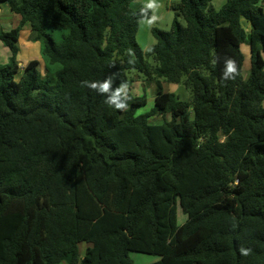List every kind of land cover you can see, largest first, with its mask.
Instances as JSON below:
<instances>
[{
  "label": "trees",
  "instance_id": "trees-1",
  "mask_svg": "<svg viewBox=\"0 0 264 264\" xmlns=\"http://www.w3.org/2000/svg\"><path fill=\"white\" fill-rule=\"evenodd\" d=\"M213 2L179 0L170 30L154 28L144 50L136 35L153 11L134 0H0L21 16L0 28L11 51L0 66V264H135L130 253L264 264V2ZM25 25L42 44L43 76L37 60L20 71ZM228 57L239 74L225 80ZM132 70L155 84L146 113ZM108 77L110 91L128 85L127 110L82 84Z\"/></svg>",
  "mask_w": 264,
  "mask_h": 264
},
{
  "label": "rangeland",
  "instance_id": "rangeland-1",
  "mask_svg": "<svg viewBox=\"0 0 264 264\" xmlns=\"http://www.w3.org/2000/svg\"><path fill=\"white\" fill-rule=\"evenodd\" d=\"M227 0H214L213 5L216 9H221ZM264 2V0H261ZM147 2V0H134L133 7L134 9H137L138 6H144V4ZM179 2V0H158V3L161 4V7L157 10V15L159 19L155 21L151 26L146 24V20H143L140 22V26L136 35V39L139 43V45L144 50H149L154 47L156 44V38L154 37L152 30L154 28H160L164 31L170 30L172 23L176 17V11L174 9V6ZM183 25H185V20L183 18H179ZM6 27L11 26V22H4ZM7 23V24H6ZM10 25V26H7ZM0 28H2V23H0ZM244 28L246 29V32H248V25L245 23ZM5 30V29H4ZM66 31L62 30H55L53 33V36L56 40V42H61L63 40V36L65 35ZM21 37V36H20ZM23 45L20 48L19 53L17 54V58L19 59H26L29 55H37L39 61H41V66L39 67V71L41 76H43L46 73L45 68L46 65L43 63L44 55L42 51V44L39 41H35V44H32V41L25 40V37L23 35L22 39ZM22 42V41H21ZM2 46V45H1ZM242 51L245 54V63L246 68L251 65V55H250V47L247 43H244L242 45ZM3 53V51H0V56ZM47 64V63H46ZM243 71V75L244 72ZM249 73V71H248ZM137 75H139L138 71L132 70L129 72V77H135L134 82L132 84L131 93L133 95L137 96H143L146 95L147 103L146 105L140 106L137 109L138 114L146 113L150 111L154 105H155V84L154 83H146V78H138ZM247 76V74L245 75ZM16 79H20V74L15 76ZM176 86H180L178 89ZM164 88L168 91H172L171 89L175 88V92L177 93V98L187 100L189 101L190 95L188 90L184 85H179L176 83H164ZM163 120L162 118L151 120V122L155 123H161ZM187 218V215L183 213L181 208H179V216L178 220L179 223L182 224L185 222ZM86 248V244H82L81 251L84 252ZM131 259L135 262V264H152L159 260V256L152 255V254H143V253H130ZM65 264V263H64Z\"/></svg>",
  "mask_w": 264,
  "mask_h": 264
},
{
  "label": "clouds",
  "instance_id": "clouds-1",
  "mask_svg": "<svg viewBox=\"0 0 264 264\" xmlns=\"http://www.w3.org/2000/svg\"><path fill=\"white\" fill-rule=\"evenodd\" d=\"M161 7V4L158 3V0H147L144 6L141 8V13L147 16V12L149 9L153 11V14L147 18L146 24L151 26L155 21L159 19L157 10ZM239 74L238 67L236 61L228 57L225 59V69L223 71V79H235V77ZM113 83V77H108L104 81H83L82 84L87 86L88 88L95 90L101 94H108L107 95V103L114 106L118 110H127L128 108V101L131 99L129 95L128 85L120 84L115 90H111V85ZM251 249L241 248L240 252L242 255H248Z\"/></svg>",
  "mask_w": 264,
  "mask_h": 264
},
{
  "label": "crops",
  "instance_id": "crops-1",
  "mask_svg": "<svg viewBox=\"0 0 264 264\" xmlns=\"http://www.w3.org/2000/svg\"><path fill=\"white\" fill-rule=\"evenodd\" d=\"M20 21H21V16L12 12L9 5L7 4H3L0 6V23H2V28L5 29V30H11L13 28H16L19 24H20ZM4 22H11V26L10 25H7V26H10V27H6L4 26L5 23ZM7 24V23H6ZM25 37V40L27 41H32L31 43L32 44H35V41H37L35 39V33L34 31L31 29V27L29 25H25L23 27V29L21 30L20 32V36H19V40H18V48H19V51H20V48L22 47V43H23V40L22 37ZM22 41V42H21ZM40 42V41H39ZM2 45V46H1ZM0 51H3V53L1 54L0 56V66H3V65H6L9 61H10V57H11V51L10 49L4 45V43L0 40ZM19 53V52H18ZM28 58L26 59H19V57L17 58V61L20 65V71L22 72L24 67L30 62V61H33V60H37L39 62V66H38V69L39 67L41 66V61H39L38 59V56L37 55H29L27 56ZM43 63H45L46 65V61L45 59H43ZM46 70V68H45ZM246 70L244 72V75H248V71H249V66L246 68V63L244 64V69L243 71ZM180 86H176V88L178 89ZM175 88L171 89L172 91L170 92H173L176 94L177 96V93L175 92L174 90ZM166 90V89H165ZM168 91V90H166ZM183 100V99H182Z\"/></svg>",
  "mask_w": 264,
  "mask_h": 264
}]
</instances>
